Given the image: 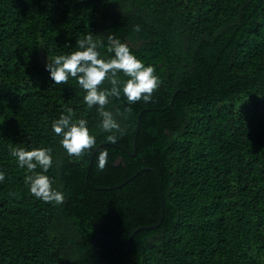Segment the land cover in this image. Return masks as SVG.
<instances>
[{
	"label": "trees",
	"instance_id": "trees-1",
	"mask_svg": "<svg viewBox=\"0 0 264 264\" xmlns=\"http://www.w3.org/2000/svg\"><path fill=\"white\" fill-rule=\"evenodd\" d=\"M88 33L160 80L149 101L109 98L114 142L75 77L45 68ZM69 110L95 150L60 145ZM16 147L50 149L62 203L28 191ZM0 171V264H264V0H0Z\"/></svg>",
	"mask_w": 264,
	"mask_h": 264
},
{
	"label": "clouds",
	"instance_id": "clouds-1",
	"mask_svg": "<svg viewBox=\"0 0 264 264\" xmlns=\"http://www.w3.org/2000/svg\"><path fill=\"white\" fill-rule=\"evenodd\" d=\"M108 51L113 55L104 58L98 51L100 41L93 39L91 33L76 39L77 47L68 54L53 55L47 58L45 68L53 83H61L69 77H75L76 83L85 90L83 101L91 108L97 107L101 117L99 126L108 132L107 140L114 142L123 129L117 116V110L106 109L110 97H120L121 94L129 103L137 100L149 101L152 92L159 86V77L154 73L151 65L145 64L130 51L129 45L118 38L108 35ZM122 72L125 77L120 80L117 73ZM107 80L111 87L104 88L100 85ZM52 131L59 137V143L70 156H79L85 151L96 149L95 136L89 132L87 121L83 118H72L69 110L67 114L61 113L54 120ZM20 167H26L28 173L25 180L28 191L35 197L45 202L60 204L65 199L64 193L52 186L51 178L46 171L52 164L50 149L46 147H34L25 149L16 147L11 150ZM107 152L99 149L96 156V166L103 169L107 161ZM39 167L40 171H35ZM4 179V173L0 171V181Z\"/></svg>",
	"mask_w": 264,
	"mask_h": 264
},
{
	"label": "water",
	"instance_id": "water-1",
	"mask_svg": "<svg viewBox=\"0 0 264 264\" xmlns=\"http://www.w3.org/2000/svg\"><path fill=\"white\" fill-rule=\"evenodd\" d=\"M161 203H162V201H161ZM138 229H139V228H135V229H133V230L131 231V233L129 234L128 246H129V244H130V241H131V238H132L134 232H135L136 230H138ZM97 237H104V236L99 235V236H96V237L92 240V248H93V252H94V254L97 256V258H100L99 254H98V252H97V250H96V248H95V239H96ZM105 238H106V237H105Z\"/></svg>",
	"mask_w": 264,
	"mask_h": 264
}]
</instances>
